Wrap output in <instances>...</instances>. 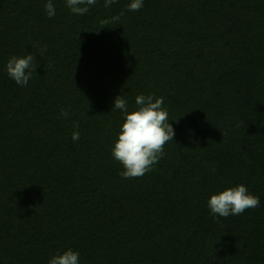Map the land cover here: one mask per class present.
<instances>
[{"label":"trees","instance_id":"16d2710c","mask_svg":"<svg viewBox=\"0 0 264 264\" xmlns=\"http://www.w3.org/2000/svg\"><path fill=\"white\" fill-rule=\"evenodd\" d=\"M47 2L0 0V264L69 248L79 264H264V0H97L82 16L52 0L53 18ZM27 54L19 86L6 63ZM141 94L164 98L175 136L124 179L114 98ZM238 184L259 208L214 216L210 195Z\"/></svg>","mask_w":264,"mask_h":264},{"label":"clouds","instance_id":"9594fccd","mask_svg":"<svg viewBox=\"0 0 264 264\" xmlns=\"http://www.w3.org/2000/svg\"><path fill=\"white\" fill-rule=\"evenodd\" d=\"M97 0H66V6L73 14L84 15L89 11V6L95 5ZM118 0H104V7L111 8ZM143 7V0H131L128 10L139 11ZM45 10L49 18L56 15L52 0L45 4ZM123 15V13H121ZM120 16H113L102 23L118 21ZM46 48L40 50L43 56ZM34 56H11L6 63V71L9 77L19 86H26L33 72L39 66L34 63ZM164 98H154V95H137L136 107L129 109L128 101L121 95L114 98L113 108L123 114V122L117 139L111 149L113 158L118 161L123 171L119 175L124 179L139 178L150 171L154 164L165 155L164 146L173 141L175 130L169 123L168 111L163 107ZM61 115L69 116L66 109H61ZM72 140L80 139L79 124L73 122ZM214 171V169H213ZM207 206L210 212L216 216L229 217L243 214L248 209H257L260 199L249 192L243 184L226 188L217 194L210 195ZM78 251L67 249L61 254L53 255L48 264H79Z\"/></svg>","mask_w":264,"mask_h":264}]
</instances>
